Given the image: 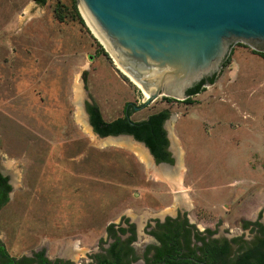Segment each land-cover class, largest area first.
Wrapping results in <instances>:
<instances>
[{
  "label": "rangeland",
  "instance_id": "1",
  "mask_svg": "<svg viewBox=\"0 0 264 264\" xmlns=\"http://www.w3.org/2000/svg\"><path fill=\"white\" fill-rule=\"evenodd\" d=\"M56 3L0 0V171L12 184L0 239L8 252L75 248V261L88 264L85 254L122 216L136 224L138 249L149 239L146 223L178 212L200 228L218 225L217 236L243 235L246 217L264 221V58L237 41L195 103L161 95L133 109L132 121L169 110L165 130L181 160L172 163L177 173L163 174L131 139L93 131L88 103L111 121L146 97L86 22L56 18Z\"/></svg>",
  "mask_w": 264,
  "mask_h": 264
},
{
  "label": "water",
  "instance_id": "2",
  "mask_svg": "<svg viewBox=\"0 0 264 264\" xmlns=\"http://www.w3.org/2000/svg\"><path fill=\"white\" fill-rule=\"evenodd\" d=\"M77 2L85 22L118 64L147 92L144 103L133 105L134 109L147 106L161 95L186 99L188 89L203 78L219 74L237 41L264 51V0ZM88 121L95 131L90 115ZM167 135L170 140L171 134ZM100 137L131 139L142 144L159 166L179 170L176 165L157 162L146 143L133 134ZM173 156L179 164V152L174 151Z\"/></svg>",
  "mask_w": 264,
  "mask_h": 264
},
{
  "label": "trees",
  "instance_id": "3",
  "mask_svg": "<svg viewBox=\"0 0 264 264\" xmlns=\"http://www.w3.org/2000/svg\"><path fill=\"white\" fill-rule=\"evenodd\" d=\"M38 1L41 3L46 2V0ZM70 5L74 15L70 14L68 6L62 0H57L54 9L56 18L64 22L67 20V17L71 16L73 18L77 16L78 20L85 25V20L79 10L77 0H71ZM253 52L264 58V51L253 50ZM230 62L231 57L228 55L222 68L227 66ZM221 72L222 70L219 74H215L212 77L203 78L192 88L188 89V97L184 100H177L168 96H163V98L167 101H178L188 104L195 103L196 101L193 99L194 95L203 91L207 83H214ZM132 106L133 105L130 104L126 107L124 116H120L111 121H106L103 118L99 106L95 103H88L87 111L90 115L91 124L95 131L101 136L117 135L121 133L133 134L136 139L146 143L157 161L172 162V159L165 149L168 144V139L164 128V122L169 117V110L162 109L150 114L147 118L132 121L129 117V114L134 109ZM126 110L128 115H126ZM9 179L8 175L0 171V209L10 200L12 184L9 182ZM132 226L135 227L134 224H132ZM162 226L165 229V231L159 234L162 246L158 247V251L155 255L156 258L151 264H160L159 261H162L164 255L169 253L173 246H180L181 244L184 245V248H188L191 254L194 255L195 249L190 247L191 231L189 228L184 225H176V222L170 221L169 219L166 223H163ZM112 227L113 224L107 226V228L110 229ZM201 239L204 240V237H201ZM201 249L209 264H264V227L260 230V235H258L255 240L247 244L240 243L235 253L232 255L231 249L227 243L217 245V243L204 242V246L201 247ZM1 252L9 254L5 246L0 247V253ZM173 257L175 258L176 256L173 255ZM103 262L107 264L111 263L109 261ZM169 263H171V261L167 258L166 264Z\"/></svg>",
  "mask_w": 264,
  "mask_h": 264
},
{
  "label": "flooded vegetation",
  "instance_id": "4",
  "mask_svg": "<svg viewBox=\"0 0 264 264\" xmlns=\"http://www.w3.org/2000/svg\"><path fill=\"white\" fill-rule=\"evenodd\" d=\"M166 136L168 144L165 149L172 159V162L157 161V159L156 161L173 165L172 163L176 159L173 156L174 151L170 149L168 135ZM168 219L176 222V225H184L190 229V247L195 249V253L194 255L191 254L188 248H184L183 244L180 246H173L169 253L164 255L162 261H159L160 264H166L167 258L171 261L169 264H209L201 249V247L204 246V242L217 243V245L227 243L231 249L232 255L235 253L240 243L247 244L255 240V238L260 235V230L264 227L262 216L257 214L255 219L246 217V219L241 222L240 229L243 235L217 236L218 225L215 228H200L190 221L186 213L178 212L175 216L168 215L164 219L156 217L146 223L144 230L149 239L141 249H138L136 224L131 221L128 216H122L118 223H111L113 224L111 229H106V238L102 239L98 250L92 253L87 252L85 254V259L88 264H107L103 261H109L111 262L110 264H151L156 258L155 255L158 251V247L162 246L159 234L165 231L162 224L166 223ZM132 224H134L135 227H133ZM246 233L253 235L251 241H248L244 237ZM201 237H204V240H202ZM4 246V243L0 239V247ZM76 250L77 249L73 248V253L71 254L65 253L62 250L60 254L55 256H51L48 247L45 246L35 248L30 254H22L20 256H13L9 252V254L1 252L0 264H82L74 259ZM173 255L176 257L174 258Z\"/></svg>",
  "mask_w": 264,
  "mask_h": 264
},
{
  "label": "bare ground",
  "instance_id": "5",
  "mask_svg": "<svg viewBox=\"0 0 264 264\" xmlns=\"http://www.w3.org/2000/svg\"><path fill=\"white\" fill-rule=\"evenodd\" d=\"M95 32V31H94ZM97 35V34H96ZM98 36V35H97ZM115 60V59H114ZM115 64L123 71V72H125L127 75H129L119 64H118V62L115 60ZM130 76V75H129ZM130 78L133 80V82L134 83H136L138 86H140L141 87V85L135 80V79H133L131 76H130ZM78 88V87H77ZM142 88V87H141ZM143 89V88H142ZM143 91H144V89H143ZM144 95H145V97H147L148 95H147V92L146 91H144ZM107 138H109V140L111 139L112 140V142H113V139H114V137H107ZM134 142V141H133ZM128 145V144H127ZM144 146L142 145V144H140V143H138V142H135L134 144H131V148L142 158V159H144V161L145 162H149V159H148V156H147V153H148V151H147V149L144 147ZM147 151V153H146V151ZM149 154V153H148ZM150 156V155H149ZM151 158V157H150ZM170 170V169H169ZM169 170H168V168H166L165 167V169H162V170H160L161 171V173H166V172H169ZM163 173V174H164ZM170 178L171 179H169L170 180V183L173 185V186H177V182H175V180H174V178H172L171 176H170ZM180 195V194H179Z\"/></svg>",
  "mask_w": 264,
  "mask_h": 264
}]
</instances>
